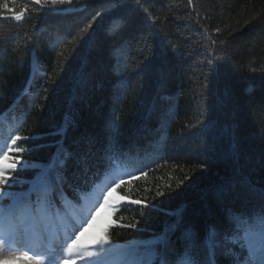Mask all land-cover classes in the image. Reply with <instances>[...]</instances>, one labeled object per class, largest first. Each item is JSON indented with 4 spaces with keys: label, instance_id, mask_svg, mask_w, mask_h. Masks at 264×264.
Returning <instances> with one entry per match:
<instances>
[{
    "label": "trees",
    "instance_id": "trees-1",
    "mask_svg": "<svg viewBox=\"0 0 264 264\" xmlns=\"http://www.w3.org/2000/svg\"><path fill=\"white\" fill-rule=\"evenodd\" d=\"M7 2L27 11L0 18V142L28 139L3 163L63 147L69 183L88 194L117 173L107 240L132 246L178 224L155 264L195 254L210 226L223 234L230 210L258 200L264 0ZM20 164L12 176L32 179Z\"/></svg>",
    "mask_w": 264,
    "mask_h": 264
},
{
    "label": "snow or ice",
    "instance_id": "snow-or-ice-1",
    "mask_svg": "<svg viewBox=\"0 0 264 264\" xmlns=\"http://www.w3.org/2000/svg\"><path fill=\"white\" fill-rule=\"evenodd\" d=\"M32 2L54 7L71 4L72 0ZM9 11L11 16L6 14ZM26 11L27 6L14 10L9 8L7 0H0V18L20 22ZM100 15V12L96 13V16ZM27 139L17 135L10 143L0 145V252L14 247L27 248L18 254L0 255V264H11L14 260L22 261L23 264H45V259L47 264H77V261L82 264H113L109 258L118 253L122 254L123 264H155V246L165 242L168 232L178 224L167 226L154 239L139 241L132 246L122 247L107 239L97 240L95 245L82 242L81 236L96 223L100 210L108 204L119 184L108 189L103 196L104 202L94 212L89 208L78 215L77 210L82 208V202L88 193L69 183L66 171L67 160L71 154L63 147L58 148L46 163L25 161L20 164L19 156L12 157L10 163H3L9 159L10 153H23L24 148L13 146L17 141ZM18 164L20 172L34 170V177L28 180L19 176L14 178L12 173L17 171ZM123 182L120 181L121 184ZM18 185H27V190L13 191ZM252 191H259L258 200L255 203L250 202L249 207L230 210L227 217L228 227L223 229V234L216 226H210L195 254L185 250L176 261L161 259L159 264H217L218 250L228 264H264V189L253 188ZM177 215L182 213L178 211ZM53 222L63 227L53 233L50 226ZM124 227L134 228L135 224ZM186 236L191 239V232L187 231ZM141 247L145 249L143 255L138 254ZM200 252L203 253L202 257Z\"/></svg>",
    "mask_w": 264,
    "mask_h": 264
},
{
    "label": "rangeland",
    "instance_id": "rangeland-1",
    "mask_svg": "<svg viewBox=\"0 0 264 264\" xmlns=\"http://www.w3.org/2000/svg\"><path fill=\"white\" fill-rule=\"evenodd\" d=\"M118 179V175L115 173L110 174L104 184L97 188L91 195L88 196L87 201L81 210H77V214L79 215L83 211H87L89 208L94 212L96 207H99V204L103 203L102 196L104 191L111 186H113ZM108 206L106 205L104 208L100 210L99 216L95 224H93L90 228H88L87 232L81 236V241L88 244L95 245V242L100 239H104V228L107 225V218L109 217V212L107 211ZM90 218V217H89ZM52 232H56L58 228H62L63 225L59 223H51ZM78 230V229H77ZM25 247H14L9 249L8 251L0 252L2 256H8L10 254H18L19 252L26 251ZM33 253H30V255ZM11 264H23L22 261H11ZM45 264H47V260L45 259ZM77 264H82L81 261H77Z\"/></svg>",
    "mask_w": 264,
    "mask_h": 264
}]
</instances>
